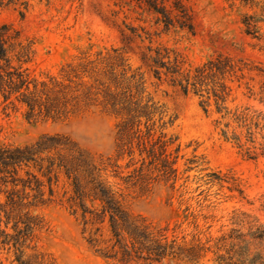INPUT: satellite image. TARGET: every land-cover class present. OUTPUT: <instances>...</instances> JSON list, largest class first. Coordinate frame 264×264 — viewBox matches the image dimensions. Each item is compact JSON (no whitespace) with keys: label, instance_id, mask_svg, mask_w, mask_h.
<instances>
[{"label":"rangeland","instance_id":"1","mask_svg":"<svg viewBox=\"0 0 264 264\" xmlns=\"http://www.w3.org/2000/svg\"><path fill=\"white\" fill-rule=\"evenodd\" d=\"M155 2L169 24L145 0H13L0 7V25L11 24L32 42L29 68L36 78L67 83V65L78 69L70 71L71 78L86 69L91 78H84L85 90L116 93L125 107L149 114L124 146L117 128L123 112L103 95L59 119L29 118L23 105L0 104V143L23 146L42 134L66 135L106 164L104 174L129 213L155 226H176L175 233L187 239L217 236L241 213L264 224V140L255 134L251 143L234 122L225 127L230 118L221 117L213 96V88L224 85L219 106L264 114V0ZM182 20L191 27L181 29ZM250 20L255 26L245 25ZM153 62L164 66L155 71ZM197 67H204L202 86L196 87L203 95L191 85L185 94L176 84ZM177 68L178 75L166 72ZM233 131L243 146L231 138ZM138 142L147 148L152 143L158 158L166 142L176 177L162 175L160 159L153 164L143 159ZM52 187L50 200L33 211L41 225L25 242L24 256L41 252L54 264H128L88 243L92 226L70 208L71 188L63 174ZM45 192L48 198L46 187ZM11 225L6 230L12 233ZM16 253L12 243H0L1 264H17ZM198 264L217 263L209 252Z\"/></svg>","mask_w":264,"mask_h":264},{"label":"trees","instance_id":"2","mask_svg":"<svg viewBox=\"0 0 264 264\" xmlns=\"http://www.w3.org/2000/svg\"><path fill=\"white\" fill-rule=\"evenodd\" d=\"M12 1L0 0V7H5ZM22 3L26 7V2ZM145 3L148 9L161 13L162 21L169 24L165 11L155 0H145ZM175 6L181 11V8ZM20 14L23 15L24 11L21 10ZM254 22L246 21L245 25L253 27ZM189 25L185 20L179 24L181 29H189ZM21 33L20 29L11 24L0 25V104L4 107L16 103L23 105L29 118L45 116L59 119L70 116L82 104L103 95L106 104L112 108L119 107L123 112V118L117 124L118 134L124 146L127 142L130 143L131 140H125L129 137L133 139V135L138 133L141 118L149 117V114L125 107L116 93L106 91L101 94L97 91L93 95L85 90L87 82L84 78H91L86 69L82 70L80 76L74 75L71 78V72L78 69L67 65V71L63 66L62 70L67 71V83L53 77H48L47 80L36 78L29 68L34 53L32 42L23 38ZM162 64L154 63L155 71L162 68ZM203 69L204 67H197L192 76L190 69H187V73L183 74L184 78L176 85L185 94L191 85L202 96V90H197L196 87L202 86L199 80ZM166 72L171 75L180 74L179 68L167 69ZM74 77L79 81L75 82ZM220 87L221 89L213 88V96L221 117L230 118L225 127L234 122L239 130H244L251 143L255 142V134H259L264 140V114L250 112L248 108L240 111L219 106V102L225 101L224 85ZM207 93L204 109L210 97L209 92ZM222 134L229 138L226 130ZM231 138L236 140L239 147L244 145L239 133L233 131ZM262 144L264 146V142ZM140 145L139 154H145L143 159H148L149 164L160 159L162 175L166 179L172 175L173 178L176 177L175 160L166 153V142L159 145L160 158L152 143L148 148L145 142H138L137 146ZM105 165L64 134H42L23 146L0 143V223L3 221L5 224L0 228V243H12L17 250V264H54L41 252H33L25 257L24 244L31 239L33 230L41 225L39 216L33 214L34 209L44 206L50 200L54 192L52 185L57 184L60 174L69 181L70 208L74 213L79 212L86 226H92L88 243L96 251L105 249L100 252L106 257L128 264H162L163 261L171 264H198L211 252L212 259L217 264H264V224L257 218L241 213L236 216V224L205 240L193 234L189 239L185 235L178 236L175 233L176 226H155L145 218L129 213L120 194L108 182L104 174ZM45 187L48 198H45ZM10 223L12 233L6 230ZM100 242L105 244L104 248L98 247Z\"/></svg>","mask_w":264,"mask_h":264}]
</instances>
